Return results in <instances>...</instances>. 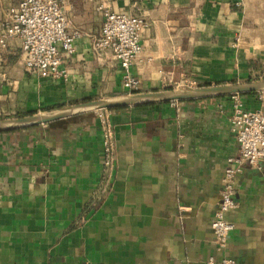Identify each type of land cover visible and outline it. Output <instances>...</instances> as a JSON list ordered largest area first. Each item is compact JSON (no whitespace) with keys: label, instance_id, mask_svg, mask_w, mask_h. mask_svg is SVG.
<instances>
[{"label":"crops","instance_id":"crops-1","mask_svg":"<svg viewBox=\"0 0 264 264\" xmlns=\"http://www.w3.org/2000/svg\"><path fill=\"white\" fill-rule=\"evenodd\" d=\"M0 0V34L8 9ZM239 1L240 5H235ZM147 26L130 65L136 92L264 78V0H62L80 35L65 78L25 65L20 40L0 44V118L132 92L124 71L96 55L101 9ZM264 112V91L238 93ZM232 96L109 110L115 159L102 175L98 115L86 112L0 133V264H204L222 254L210 226L226 159L238 154ZM225 253L264 264V161L235 177Z\"/></svg>","mask_w":264,"mask_h":264},{"label":"built area","instance_id":"built-area-1","mask_svg":"<svg viewBox=\"0 0 264 264\" xmlns=\"http://www.w3.org/2000/svg\"><path fill=\"white\" fill-rule=\"evenodd\" d=\"M235 5L239 6L240 2H235ZM101 15V26L93 38L92 49L106 63H118L124 71L123 86L135 92L139 81L129 70L141 50V34L147 23L142 16L113 11L108 7L101 9ZM68 27L62 0H19L6 12L0 44L5 45L8 38H18L29 70L36 71L41 77L65 78L64 58L74 52V41L80 35L79 31H69ZM194 84V80L183 78L174 84V88H189ZM231 96L229 122L238 143V154L226 159L220 200L210 222L215 247L222 254L218 259L209 257L204 264H238L235 258L225 253L229 235L234 229L227 212L236 207L235 177L244 165L256 166L264 161V112L246 109L237 94ZM94 112L101 125V172L106 176L115 159L114 126L108 109Z\"/></svg>","mask_w":264,"mask_h":264},{"label":"water","instance_id":"water-1","mask_svg":"<svg viewBox=\"0 0 264 264\" xmlns=\"http://www.w3.org/2000/svg\"><path fill=\"white\" fill-rule=\"evenodd\" d=\"M257 91H264V78L190 88H171L148 92L135 91L104 98L85 100L21 116L2 117L0 118V133L47 124L55 120L69 118L86 112H94L99 109L110 110L127 106L184 101Z\"/></svg>","mask_w":264,"mask_h":264},{"label":"trees","instance_id":"trees-1","mask_svg":"<svg viewBox=\"0 0 264 264\" xmlns=\"http://www.w3.org/2000/svg\"><path fill=\"white\" fill-rule=\"evenodd\" d=\"M110 110H114V109H110ZM12 131H15V130H12ZM9 132H11V131H9Z\"/></svg>","mask_w":264,"mask_h":264},{"label":"rangeland","instance_id":"rangeland-1","mask_svg":"<svg viewBox=\"0 0 264 264\" xmlns=\"http://www.w3.org/2000/svg\"><path fill=\"white\" fill-rule=\"evenodd\" d=\"M190 88V87H189Z\"/></svg>","mask_w":264,"mask_h":264}]
</instances>
